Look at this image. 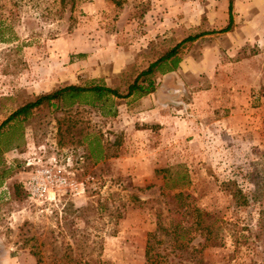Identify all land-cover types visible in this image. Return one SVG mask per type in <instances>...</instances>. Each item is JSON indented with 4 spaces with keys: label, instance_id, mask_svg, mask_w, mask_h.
Segmentation results:
<instances>
[{
    "label": "rangeland",
    "instance_id": "rangeland-1",
    "mask_svg": "<svg viewBox=\"0 0 264 264\" xmlns=\"http://www.w3.org/2000/svg\"><path fill=\"white\" fill-rule=\"evenodd\" d=\"M118 1L75 0L70 9L0 0V28L14 35L0 42V125L69 84L125 91L199 34L147 95L40 107L3 127L0 264H146L154 231L167 264H264V0H233L227 32L228 0ZM39 166L66 179L54 199L27 196L24 182ZM236 190L247 203L236 202ZM174 224L185 229L183 249L161 232Z\"/></svg>",
    "mask_w": 264,
    "mask_h": 264
},
{
    "label": "trees",
    "instance_id": "trees-1",
    "mask_svg": "<svg viewBox=\"0 0 264 264\" xmlns=\"http://www.w3.org/2000/svg\"><path fill=\"white\" fill-rule=\"evenodd\" d=\"M114 3L120 5L118 0H113ZM60 4L66 6L70 4V9L75 5V0H60ZM233 0H228V22L226 26L221 28L220 32H227L232 30L233 26ZM199 34L190 35L176 43L173 47L167 49L163 54L157 57L154 61L150 62L148 66L142 69L137 75L127 84L125 91H120L119 88L107 86L103 82L92 81L85 85L69 84L57 89H54L47 93L36 95L33 99L27 101L25 104L16 108L0 125V136L5 130L12 129L14 125L21 124L26 121L33 113V111L40 107L50 108L55 106L56 108L71 107L74 104L81 105L86 104L90 106H96L102 103L110 101L112 98L125 99L131 96L141 97L153 92L156 88L155 75L157 73L165 74L167 72L175 70L181 61L180 51L182 47L191 41H194ZM14 35L5 36L3 29L0 28V42H12ZM104 114L115 115L116 110H108ZM63 121L67 122L66 130L70 133L75 126L71 124L70 118H66ZM3 127H7L4 130ZM1 142V140H0ZM96 158H101V150L96 153ZM183 193L179 192L177 195L181 196ZM233 197L237 203H247L246 197L241 193V190L232 192ZM196 214L195 226L199 229H205L204 217H202L199 209H194ZM161 232H165L169 237L171 246L183 249L186 244L182 240L183 234L179 229L185 230L180 224H174V229H166L160 227ZM157 232H150L148 234L147 244L145 248V260L146 264H167V259L162 255L157 247L163 242L162 238L157 236ZM186 243V242H185Z\"/></svg>",
    "mask_w": 264,
    "mask_h": 264
},
{
    "label": "built area",
    "instance_id": "built-area-1",
    "mask_svg": "<svg viewBox=\"0 0 264 264\" xmlns=\"http://www.w3.org/2000/svg\"><path fill=\"white\" fill-rule=\"evenodd\" d=\"M64 184L66 179L63 175L56 173L51 167L39 166L31 171L24 182V188L29 199L48 200L51 197L54 199L56 192Z\"/></svg>",
    "mask_w": 264,
    "mask_h": 264
}]
</instances>
